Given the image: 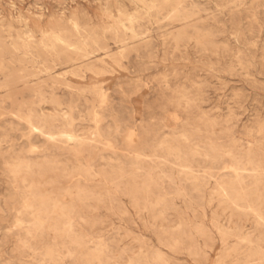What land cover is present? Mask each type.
<instances>
[{
  "label": "rangeland",
  "instance_id": "1",
  "mask_svg": "<svg viewBox=\"0 0 264 264\" xmlns=\"http://www.w3.org/2000/svg\"><path fill=\"white\" fill-rule=\"evenodd\" d=\"M0 264H264V0H0Z\"/></svg>",
  "mask_w": 264,
  "mask_h": 264
},
{
  "label": "bare ground",
  "instance_id": "2",
  "mask_svg": "<svg viewBox=\"0 0 264 264\" xmlns=\"http://www.w3.org/2000/svg\"><path fill=\"white\" fill-rule=\"evenodd\" d=\"M172 16V15H171ZM173 17V16H172Z\"/></svg>",
  "mask_w": 264,
  "mask_h": 264
}]
</instances>
